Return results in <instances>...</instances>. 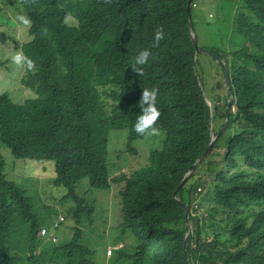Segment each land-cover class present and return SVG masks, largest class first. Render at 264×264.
I'll return each mask as SVG.
<instances>
[{"label": "trees", "instance_id": "16d2710c", "mask_svg": "<svg viewBox=\"0 0 264 264\" xmlns=\"http://www.w3.org/2000/svg\"><path fill=\"white\" fill-rule=\"evenodd\" d=\"M237 2L232 35L242 40H231L228 55L212 50L227 55L223 99L218 81L206 95L196 70L188 0H0L9 27L28 31L21 49L33 61L23 64L19 94L0 87V264H264V0ZM145 48L149 62L135 72ZM144 88L157 90L163 110L157 138L133 130ZM208 97L216 133L229 118L215 145L226 151L208 162L209 183L196 171L177 191L196 160L190 155L201 156L211 140ZM5 146L19 158L41 157L45 195L29 192L32 166L6 178ZM126 151L134 155L122 157ZM98 205L118 218L122 247L109 256L84 236ZM60 217L65 236L39 238Z\"/></svg>", "mask_w": 264, "mask_h": 264}, {"label": "rangeland", "instance_id": "374dc122", "mask_svg": "<svg viewBox=\"0 0 264 264\" xmlns=\"http://www.w3.org/2000/svg\"><path fill=\"white\" fill-rule=\"evenodd\" d=\"M196 3L197 5L193 7V23L201 49L208 51L209 49L231 51L233 49L231 40L241 39L239 35H232L233 27L231 17L238 12V8L235 7L238 4L237 0H196ZM0 17L5 19L3 23H0V33L4 35L0 38V62L3 64V67L0 69V87L6 85L7 87L4 91L12 93L13 95V90L17 87L18 91L16 93L19 94L20 86L18 85V81L21 79L22 67L21 65L14 64L11 57L16 54L15 51L19 49L20 43L23 42L22 40L25 42L28 41L29 33H27L28 31L25 30V26L23 25L21 27L17 25L9 27L12 21L10 20L8 9L5 6H3V9H0ZM218 61L214 60L212 55L199 53L196 61V70L203 81V88L206 95H209L210 89L214 88L215 82L218 81L222 86L221 94L225 97L228 89H226V83L222 79L220 73L222 69ZM111 145L115 146L114 150L117 153L118 150L124 148L123 137L121 135H114L111 140ZM144 149L140 145L137 159L141 160L144 158ZM133 155L126 151L122 157L128 158ZM28 166L35 168L31 176L34 189H39L40 195H45L47 192L48 167L41 164ZM111 193L115 192L111 191ZM101 194L107 195L108 192ZM113 211L114 208L106 210L98 205L95 206L91 214V219L95 226L92 228L93 231L89 229L85 232L84 236L89 237L92 244L97 246L96 248L98 249L106 243L107 237H109L108 242H112L115 239L119 240L120 238L118 218L113 216ZM115 222L117 224L113 227ZM68 229L65 226L60 230V233L63 234ZM133 241H135L134 238ZM108 249L109 246L106 245L105 250L108 251Z\"/></svg>", "mask_w": 264, "mask_h": 264}, {"label": "clouds", "instance_id": "9594fccd", "mask_svg": "<svg viewBox=\"0 0 264 264\" xmlns=\"http://www.w3.org/2000/svg\"><path fill=\"white\" fill-rule=\"evenodd\" d=\"M195 5H197L196 0L193 1L191 9ZM190 14H191V11H190ZM22 19H23L24 24L29 23V21L27 19H25V18H22ZM191 19H192V24H193V31L190 30V21H189V32L191 35L192 44L194 45L193 40H192V36H193V34H196V32H195V28H194L192 14H191ZM2 37L3 36H1L0 38H2ZM163 37H164L163 31L161 29L157 28V30L154 33V41L159 42L161 39H163ZM196 37H197V34H196ZM22 41H23L22 43L25 42L24 40H22ZM197 41H198V37H197ZM22 43H20L19 49H17L15 51L16 54L11 57L12 62L16 65H21V67H23V64H26L28 69H31L33 67V61L23 54V51L21 49ZM198 44H199V42H198ZM194 48H195V54H196V58H195L196 61H197V57H198L199 53H205V54L212 55V58H214V60H217V61L219 60L218 63H219L220 68H223L224 73L226 72V74H227L229 64H227V62H226L227 61L226 57H227L229 51L225 52L227 55H225V53L223 54L222 58L225 56L224 59H219V58H215V55L212 52V50L215 51V49H209V51L203 50V49H201V47L199 45V48L202 51L198 52L196 50L195 45H194ZM150 55H151V53H150L149 49L145 48V49L140 50L137 53V55L135 56L134 66L132 68L133 71L140 73L141 68L136 67V66L146 65L149 62ZM0 69H1V67H0ZM22 70H23V68H22ZM220 73L222 75V71H220ZM216 84H217V82H215V85ZM226 89H227V86H226ZM228 93H229V90L226 93V95ZM221 96H222V94H221ZM209 97L206 98V102H207L208 106L210 107V111H211V121H210V124H211V127H210L211 140L208 143V146H207L205 152L201 156H198L197 154H191L190 155L191 158L194 156L196 160L193 163V168L183 178V181L185 178H187V181L185 182V184L180 189H182L186 185L188 180L191 178V176L193 174L196 173V171H198V176L201 174L200 177L205 179L206 182L209 183L212 180V177L209 176V168L210 167L208 165V162L213 161L215 159V157L217 155H219L222 151H226L225 149H222L220 147V145H218L219 148L215 147V145L217 143L218 138L225 132V129H226L227 124L229 122V118L226 119L224 126L221 127L216 133L215 128H217L219 126V121H214V107H213V103ZM222 98L227 99L228 96H225V97L222 96ZM233 102H234V98L231 97L230 99H228V105L227 106L229 108V113L232 112V113L236 114L237 108L235 107V105H233ZM156 103H157V90L155 88H151V89L144 88L142 91L141 99L139 101V107L141 109V113L136 116V120L133 124V130L137 134H144L145 136H147L146 138H157L160 135V131L155 126V124H156V121L158 120L159 116H160V118L163 117V114H162L163 110L161 107L156 106ZM216 125H218V126L216 127ZM114 135H121L123 137V135L120 132H118V134H114ZM114 135H113V137H114ZM112 139L113 138H111V140ZM135 144H140V143L136 142ZM145 144H157V142L150 143L146 140ZM2 154H3L2 157H3V161H4V171L3 172H4V175L6 176V178L8 180H12L14 177L20 176V174L24 171L25 165H34V164L44 165L43 160H41V157L34 156V157L19 158V157L15 156L12 153L11 149L7 148L6 146H5V148H2ZM27 180H28V178L26 176V178H24V180H23L25 182V185L27 183ZM46 186H47V183H46ZM47 189H48V186H47ZM32 190H36L40 194L39 189L32 188L29 190V192H31ZM179 190H177V191H179ZM204 194H205V190L202 188V186H200L197 193H196V196L197 197L199 196L198 198H200L201 196H204ZM178 202L179 203L181 202L180 205L182 204L181 206L183 207V209H185L183 202L179 198H178ZM194 206H195V209L198 208L197 203H194ZM186 215H188V214L186 213ZM62 222H64V218L60 217L59 219H56V221L53 224L52 229H49L47 227L40 228L39 233H38L39 238L43 239L44 242L51 241L53 243H57L60 238H63L65 236V232L63 234L60 233V230L66 226V224L60 226V223H62ZM186 226L189 228V231H188V234H189L190 232H192V226L189 222H187ZM188 234L185 237V239L187 238V242H188ZM24 235H26V234H24ZM108 239H109V237H107L106 243L102 247L105 248L106 245L109 246V249H108V256H109V255H111V253L114 254V250L121 248L122 245L116 246L117 245L116 243H118V241H119L118 239H115L112 242H108ZM184 249L187 250V245L185 246V244H184ZM37 252H39V251L37 250Z\"/></svg>", "mask_w": 264, "mask_h": 264}, {"label": "water", "instance_id": "95a60500", "mask_svg": "<svg viewBox=\"0 0 264 264\" xmlns=\"http://www.w3.org/2000/svg\"><path fill=\"white\" fill-rule=\"evenodd\" d=\"M194 0H189L188 1V7H187V11H188V17H189V21H190V30L193 31V24H192V19H191V14H190V11H191V6H192V3H193ZM192 40H193V43L196 47V50L198 52L202 51L200 48H199V44H198V41H197V37H196V34H193L192 36ZM187 181V178L184 179V181L182 182L181 186H179L178 190L185 184V182ZM181 203V202H180ZM182 205V204H181ZM184 244L185 246L187 245V238L185 239L184 241Z\"/></svg>", "mask_w": 264, "mask_h": 264}]
</instances>
